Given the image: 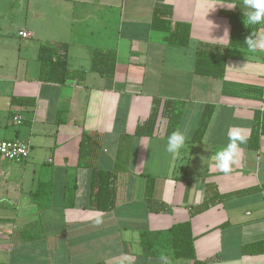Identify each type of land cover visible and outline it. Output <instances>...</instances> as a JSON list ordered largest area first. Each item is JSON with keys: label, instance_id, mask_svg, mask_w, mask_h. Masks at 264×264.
<instances>
[{"label": "crops", "instance_id": "crops-1", "mask_svg": "<svg viewBox=\"0 0 264 264\" xmlns=\"http://www.w3.org/2000/svg\"><path fill=\"white\" fill-rule=\"evenodd\" d=\"M9 1V12L0 7V140L27 143L31 155L0 159V264H165L144 256L141 232L187 221L199 262L264 264V250L243 252L264 243V136L259 149L250 144L255 113L264 112V49L234 51L223 79L195 74L198 45H227L226 13H246L243 0ZM155 9L190 26L187 46H170L153 30ZM47 44L68 50L64 83L40 78L39 49ZM96 50L116 53L112 78L92 70ZM155 98L182 103L178 130L186 141L176 154L166 151L163 107L154 135H135ZM207 106L214 113L205 136L192 143ZM232 127L246 142L225 175L214 156ZM85 134L97 146L82 155ZM93 168L117 175L110 212L90 208ZM149 177L168 210L150 211Z\"/></svg>", "mask_w": 264, "mask_h": 264}, {"label": "trees", "instance_id": "trees-1", "mask_svg": "<svg viewBox=\"0 0 264 264\" xmlns=\"http://www.w3.org/2000/svg\"><path fill=\"white\" fill-rule=\"evenodd\" d=\"M231 24V37L227 45H215L209 43H200L197 48L195 74L200 77H210L223 79L226 73V66L231 59L234 51L239 49H250L245 43L246 39L254 33L258 36L263 23L258 25H248L243 13H226ZM152 28L155 31L166 34L165 40L170 46H187L190 40V26L178 22H173L172 13L167 9H155L152 19ZM40 62V78L44 82L64 83L68 78V50L61 47L60 44H47L41 46L38 54ZM116 53L113 51L103 52L96 50L92 54V70L98 74L112 78L116 70ZM163 107V115L168 119L167 136L173 131L178 130L182 115V103L172 100L162 101L155 98L152 103V110L149 118L140 123L135 135L138 137H152L156 124ZM214 113L213 106H207L204 111L203 119L192 143H198L203 140L208 125ZM264 136V112L255 113V124L250 144L252 149L257 150L260 147L261 137ZM87 146L96 147L97 141L91 136L85 134L82 142L81 152ZM117 175L111 172H105L97 168L92 169V194L90 208L99 212H110L117 206ZM155 179L149 177L146 188V198L150 211L168 210L163 203L154 198ZM44 189V188H43ZM43 191V190H42ZM42 195V196H41ZM48 194H38L39 203L46 201ZM205 205L199 209L204 210ZM195 210L192 215H196L200 210ZM141 244L143 254L146 257H164L166 259L174 258L176 260H191L194 264L201 263L196 258L194 247V236L192 233V224L190 221L173 225L165 231H144L141 232ZM30 238H24L25 241ZM264 250V243L252 247H245L244 253Z\"/></svg>", "mask_w": 264, "mask_h": 264}, {"label": "clouds", "instance_id": "clouds-1", "mask_svg": "<svg viewBox=\"0 0 264 264\" xmlns=\"http://www.w3.org/2000/svg\"><path fill=\"white\" fill-rule=\"evenodd\" d=\"M243 4L248 10L244 13L248 25L252 26L264 23V0H243ZM245 43L253 50L257 48L264 49V37H258L254 33L246 39ZM185 141L186 137L181 131H173L167 138L166 151L170 154H176L184 146ZM228 141L227 145L218 150L214 156V167L225 175L229 174L232 171L233 165L238 162L242 151L240 145L246 142L238 127L229 129ZM96 223L100 224L101 221L97 220ZM165 264H167L166 258Z\"/></svg>", "mask_w": 264, "mask_h": 264}, {"label": "built area", "instance_id": "built-area-1", "mask_svg": "<svg viewBox=\"0 0 264 264\" xmlns=\"http://www.w3.org/2000/svg\"><path fill=\"white\" fill-rule=\"evenodd\" d=\"M20 36L27 38L28 34L20 32ZM13 123L22 124L20 117H14ZM31 155V147L29 144L19 140H0V159L10 162L21 163L29 159Z\"/></svg>", "mask_w": 264, "mask_h": 264}, {"label": "rangeland", "instance_id": "rangeland-1", "mask_svg": "<svg viewBox=\"0 0 264 264\" xmlns=\"http://www.w3.org/2000/svg\"><path fill=\"white\" fill-rule=\"evenodd\" d=\"M9 2H10L9 0H0V7H1V9L4 10V11H8L9 12L11 10V7L9 5ZM2 4H3V6H2ZM6 4H8V5H6Z\"/></svg>", "mask_w": 264, "mask_h": 264}]
</instances>
